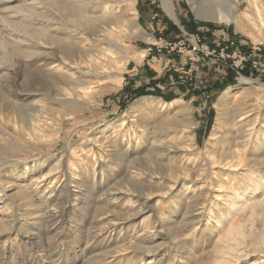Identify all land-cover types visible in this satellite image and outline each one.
Returning a JSON list of instances; mask_svg holds the SVG:
<instances>
[{"label": "rangeland", "instance_id": "1", "mask_svg": "<svg viewBox=\"0 0 264 264\" xmlns=\"http://www.w3.org/2000/svg\"><path fill=\"white\" fill-rule=\"evenodd\" d=\"M170 2L0 0V264H264V22Z\"/></svg>", "mask_w": 264, "mask_h": 264}, {"label": "bare ground", "instance_id": "2", "mask_svg": "<svg viewBox=\"0 0 264 264\" xmlns=\"http://www.w3.org/2000/svg\"><path fill=\"white\" fill-rule=\"evenodd\" d=\"M250 3V5L252 4L254 6V8L256 10H254V12L256 13V16H258L259 18V21L261 23L264 22V12L262 13L260 11V2L261 0H248ZM194 4H195V1H192ZM218 2V7L219 8H213L212 6H209L206 4V2H200L198 5H193L194 7V10L197 14V16L201 17V18H206V19H213V20H229L231 19V13L232 12H237L239 11V7H238V0H217ZM162 3H163V7L165 8V10L172 16V17H175L173 12H172V9L174 8L170 2V0H162ZM84 9V6L82 7V5H79L77 4L76 6H73L71 8V11L75 14V16L80 19V20H83V14H82V10ZM262 10V9H261ZM233 14V13H232ZM120 22L119 19L115 18V17H106V18H100V21L94 25V34L98 35V34H101L102 31H104V29L107 28V26H112L113 25H118L117 23ZM108 27V28H109ZM263 27V26H262ZM111 28V27H110ZM117 28V27H116ZM119 28V27H118ZM102 35V34H101ZM137 35V34H136ZM141 37L143 38H146L145 36L140 35ZM52 43L54 46H59V49H60V53L64 52L65 49H69L67 48L68 45L70 47V43L67 45V44H60V41L59 39L57 38H52ZM64 54V53H62ZM91 57V55H90ZM88 58L87 60L89 61L87 64L90 65V67L100 71V72H103V73H106V71H108L112 66H111V63H115L117 61H115L114 59H112L113 57V53H108L106 52V50L104 49H97V53L94 55V57H91V58ZM50 58V57H49ZM66 58V57H65ZM80 58V57H79ZM82 58V57H81ZM84 58V57H83ZM82 58V60H83ZM68 59V58H67ZM43 64H44V67L45 65H48L50 64L52 61H49L47 57H43L40 59ZM79 60V59H78ZM75 61V59H74ZM37 62V61H36ZM73 62V61H72ZM54 63V61L52 62ZM79 64V63H78ZM63 65V63H62ZM52 66V65H51ZM65 66V65H64ZM66 67V66H65ZM49 68V67H48ZM46 68V69H48ZM51 68V67H50ZM54 68V67H53ZM65 70V69H64ZM50 71H52V73H55L53 70L51 69H48L46 70V72H48V76L51 78V79H54L56 78V74H52ZM59 72V71H58ZM73 72V71H72ZM57 73V72H56ZM102 73V74H103ZM77 75V74H76ZM105 75V74H104ZM102 76V75H100ZM82 77V76H81ZM62 78V77H60ZM64 82H66L65 84L67 86H71V81L67 78H63L61 79ZM93 82V81H92ZM75 83V82H74ZM57 84V83H56ZM55 84V86H56ZM62 87V86H61ZM57 89V88H56ZM70 89L73 90L72 87H70ZM63 90L60 89L58 91L59 95H63L65 94L64 91L62 92ZM56 94V93H55ZM59 99V98H58ZM56 100V99H55ZM61 101H64V100H61ZM31 107V106H30ZM239 108V107H238ZM2 109V108H1ZM32 109V108H31ZM42 109V108H41ZM2 112V110L0 111ZM246 112V111H244ZM4 113V112H2ZM8 119L12 118V112L9 111L7 113L4 114ZM241 116V115H240ZM46 117V116H45ZM7 119V120H8ZM51 120V118H50ZM6 121V120H5ZM9 121V120H8ZM19 121L23 122V124L26 125V127H28V129L31 131V132H35L36 131V128L39 127V118L35 117V115H31V118H29L28 120L25 119L24 117L20 116L19 115ZM52 128V127H51ZM27 129V130H28ZM167 129V128H166ZM161 141V140H160ZM162 142V141H161ZM167 142V141H166ZM153 143V142H152ZM173 143V142H172ZM167 145V143H165ZM177 144V143H176ZM156 145V144H155ZM158 146V145H157ZM173 146V145H172ZM163 147V146H162ZM169 147V146H168ZM156 148V147H155ZM177 149V148H176ZM170 151V150H169ZM167 152V151H166ZM157 154V153H156ZM166 154V153H165ZM163 155V154H162ZM164 156V155H163ZM179 156V155H177ZM158 157V156H157ZM169 157V156H168ZM216 160V159H215ZM160 162V161H159ZM155 163V162H154ZM152 168V167H151ZM128 170V169H127ZM176 170V169H175ZM142 171V170H141ZM130 172V171H129ZM135 172V171H133ZM127 173V172H126ZM143 174V173H142ZM130 178V177H129ZM132 179V178H131ZM74 182V181H73ZM76 183V182H75ZM82 184V183H81ZM84 184V183H83ZM82 184V185H83ZM80 185V184H79ZM79 190V189H78ZM71 191V189H70ZM69 191V192H70ZM108 193V192H107ZM71 195V194H70ZM78 195V194H77ZM108 195H106L107 197ZM111 196V195H110ZM74 198H76L74 196ZM108 202V201H107ZM54 214V213H53ZM98 216V215H97ZM111 227V226H110ZM93 236V235H92ZM141 239V238H140ZM150 250V249H149Z\"/></svg>", "mask_w": 264, "mask_h": 264}, {"label": "trees", "instance_id": "3", "mask_svg": "<svg viewBox=\"0 0 264 264\" xmlns=\"http://www.w3.org/2000/svg\"><path fill=\"white\" fill-rule=\"evenodd\" d=\"M168 28L178 33V29L174 25H170ZM243 73L247 76L250 74L248 71H244ZM234 82H235V79L233 75L229 74V76L225 80L218 82L217 84H215V86L219 87L220 89H224L226 86L231 85ZM123 91L126 92L125 94L129 93L130 99H135L137 97L144 96V95H158V96L163 97L166 101H171L177 96V94L173 92L165 94V92L161 89L154 88V90H149L147 87H144V86H140L134 89H130V87L127 86V87H124ZM192 91L196 92L197 90H194V88H192Z\"/></svg>", "mask_w": 264, "mask_h": 264}, {"label": "built area", "instance_id": "4", "mask_svg": "<svg viewBox=\"0 0 264 264\" xmlns=\"http://www.w3.org/2000/svg\"><path fill=\"white\" fill-rule=\"evenodd\" d=\"M226 47H228V46H224V48H222V50H223V49H225ZM235 52H239V53H240V55L242 54V52H241V51H238L237 49H236V51H235ZM243 57H244L243 59H245V58H246L245 56H243ZM243 67H244V66H243ZM243 67H242V68H243Z\"/></svg>", "mask_w": 264, "mask_h": 264}]
</instances>
